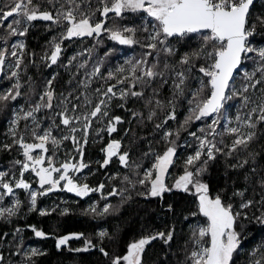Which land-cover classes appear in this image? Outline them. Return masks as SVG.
Returning a JSON list of instances; mask_svg holds the SVG:
<instances>
[{
	"label": "snow or ice",
	"instance_id": "6c2138e0",
	"mask_svg": "<svg viewBox=\"0 0 264 264\" xmlns=\"http://www.w3.org/2000/svg\"><path fill=\"white\" fill-rule=\"evenodd\" d=\"M37 21L53 33L39 54L27 44ZM104 35L119 45L139 46V57L106 68L104 58L114 51L108 48L104 57L92 60ZM87 38L95 41L92 48L64 56L66 42ZM41 64L70 73L61 90L55 71L42 83L28 74ZM0 80L8 82L0 89V112L10 113L8 142H0V151L17 153L0 169V219L11 223L25 208L41 216L55 212L58 206L41 208L37 201L56 191L79 198L99 193L102 207L93 201L84 210L94 217L117 211L133 192L163 202L165 194L180 191L191 195L190 207L178 212L174 203L164 205L188 227L183 258L177 255L175 264H236L247 239L241 221H255L264 230V0L259 9L256 0H0ZM133 121L140 129L150 125V132L140 136ZM125 123L124 136L114 138ZM105 133L96 163L99 169L114 160L120 166L105 171L107 188L103 180L94 186L87 182L99 169L85 160L89 141H102ZM137 141L147 147L134 158ZM258 144L259 151L253 147ZM177 161L179 174L170 184ZM217 161L223 162L225 184L214 189L204 177ZM109 197H119V204ZM69 211L65 207L61 215ZM25 227L38 238L50 235L33 224ZM22 231L17 225L0 233V264H37L45 254L26 248ZM176 231L175 223L149 231L122 253L106 249L104 241L115 242L116 235L103 228L94 237L58 235L55 247L61 250L83 237L82 247L69 250H98L107 264H145L146 246L157 239L169 249L166 255L174 254ZM246 264H264V239L247 253Z\"/></svg>",
	"mask_w": 264,
	"mask_h": 264
},
{
	"label": "trees",
	"instance_id": "16d2710c",
	"mask_svg": "<svg viewBox=\"0 0 264 264\" xmlns=\"http://www.w3.org/2000/svg\"><path fill=\"white\" fill-rule=\"evenodd\" d=\"M261 3L262 0L256 1L257 9L260 8ZM128 19L131 20V17H129ZM34 23L36 24V27H33L27 35V44L29 50H35L39 54L43 46L45 45V41L48 40L53 33L46 31L43 23L39 21ZM260 39L261 38L259 36L256 37L257 41H259ZM94 43L95 41L92 38H87L83 41H74L70 44L66 42L64 56H71L74 52L80 51L84 47L92 48ZM127 47L128 46L119 45L113 41L108 40L107 36L104 35L103 43L97 45L92 53V60H95L97 57H104V52L108 48H113L114 51L110 54L109 57L104 58V61H116L121 54V48ZM137 47L139 46L131 47V49H134L131 51L136 53ZM85 58H88L87 53H85ZM88 66H91V62ZM47 69L48 68L44 67L41 64L37 67H30L28 74L33 76V78L38 83H42V78L48 77L49 73L55 71L58 73V79L54 81V83L57 85V88H62L67 83L70 73L63 67L53 65L52 68L49 69L50 71L46 72ZM7 83L8 82L5 80H0V89H3L5 86H7ZM23 90L27 91V88L25 87V89ZM164 94H168L167 88L164 89ZM23 102H25L24 98H18V103ZM129 107H139V105L130 104ZM117 110L118 109H114L115 114H118ZM178 115L180 119H183V110H178ZM9 118L10 113L0 112V142H8L6 123ZM169 123L172 127L176 126V123L173 121H170ZM199 124L200 122H197L195 127H198ZM131 126L132 128L136 129L137 133L140 136H144L146 132H150L151 130L150 125L145 129L137 128L134 121ZM21 127H23V122H21ZM128 127V123H125L124 128ZM104 135L105 138L108 139L107 134ZM184 135L185 134L182 133V138ZM119 136L121 135L119 134ZM124 139H126V142H128L126 143L127 147L132 140L131 134H129V136H126ZM102 146L103 145L95 146L93 144H89L88 146L89 149L86 155L88 156V160L91 159L92 161V169L94 167H97L99 169V165L96 163V161L101 160L102 158L103 153L100 151ZM146 147V141H137L136 144H133V157L135 158L139 156L140 152L146 150ZM253 147L256 148L257 151H259L261 146L258 144L254 145ZM86 150L87 148L85 149V152ZM184 151L185 150L183 148L180 149L179 154L181 155V153H183ZM184 153L181 155V157L185 156ZM16 155V152L9 153L0 151V169L7 167L9 161L12 160ZM119 167L120 166L115 161L107 169H99L98 171H94L93 174L89 175L90 177L88 181L91 183L95 182L96 185L103 180L105 181L107 188L108 182L105 179V171L110 174L111 172L117 170ZM179 168L180 161H177V166L170 170L172 173L168 179V182L170 184L173 182V178L179 174ZM204 178L214 189L216 187H223L225 184L223 162L217 161V163L209 169V172L205 175ZM113 183H118V180L113 181ZM20 197L25 198V195ZM97 199L100 203V206L102 207L103 201H101L100 199V194L97 195ZM108 199L113 204H119V197H109ZM191 200L192 197L190 194H185L183 192L175 190L170 194H165L163 202L158 199L146 200L143 197L137 196L135 192H133L132 198L130 200H126V202L119 204V208L117 211H114L104 217H94L91 214L85 213L84 210L88 208L87 204H85V201L78 202L76 207H74L73 205L70 208V211L64 215H61L62 209L58 208L55 212H52L45 216H41L39 212H28L25 208L22 210L19 216L12 218L11 223L0 219V233H11V231L17 225H19L23 229L21 235L23 237V244L25 247L27 243H34L39 247V249L46 250L44 255L36 258L37 264H107L106 259L102 256L101 253H99L98 250L91 249L87 252L79 253H75L69 250L70 248L82 247L83 237L70 240L69 245L62 248L61 250H57L55 247V237L70 232H83L86 237H94L96 232L103 228L107 229L109 233L116 235L115 242L109 241L107 239L104 241L106 249L110 253H122L126 249V244L132 239L139 238L140 235L147 234L149 231L166 230L167 227L175 223L177 231L174 241L171 242V253H174L175 255H166L167 253H169V249L159 239L151 242L148 246H146V251L144 254L145 264H162V262L166 260L168 264H175L177 255H179V258H183L182 253L180 252V248L183 245L184 240H186L188 237V227L186 224L181 222V219H174L173 217H171V215L164 210V205L166 203H174L177 211L180 212L190 207ZM38 207H41V203H38ZM249 216L251 217V212L249 213ZM241 223H243L247 227V232L245 233L247 239L243 245V248L240 250L239 255L235 258L236 264H246L247 253L250 252V250L255 245H257L261 241V239H264V230H262L261 226L259 224H256L255 221L247 220L241 221ZM29 224L36 225L37 228L42 229L50 235L45 238L35 237L31 229L25 227ZM11 238V236L8 237V239ZM4 247H6V245ZM5 255H7V252H5Z\"/></svg>",
	"mask_w": 264,
	"mask_h": 264
},
{
	"label": "rangeland",
	"instance_id": "374dc122",
	"mask_svg": "<svg viewBox=\"0 0 264 264\" xmlns=\"http://www.w3.org/2000/svg\"><path fill=\"white\" fill-rule=\"evenodd\" d=\"M131 50H134V49H131V47H127V48H121V54H120V56L118 57V59L116 60V61H113V60H111V61H109V62H105L104 61V66L106 67V68H113L114 66H116V65H118V64H123V62H124V60L125 59H127V58H129V57H133V56H135V57H137V54H138V57H139V55H140V52H141V49H140V47H137L136 48V53L135 52H133V51H131ZM137 57V58H138ZM117 63V64H116ZM47 71H50L49 70V68L46 70V72ZM88 71H91V66H88ZM49 75H50V73H49ZM58 89V91L59 90H61L62 88H57ZM25 102H23V103H20V104H24ZM119 110V109H118ZM230 111H232L233 113L235 112V108H233V109H231ZM10 119V118H9ZM9 119H8V121H7V123H6V127H7V129H8V126H9ZM124 127H125V124H123L122 126H119L118 127V133L121 135V136H124V132H122L123 131V129H124ZM106 134V133H105ZM115 134V136H114V138H119V137H121V136H119V134L117 135L116 133H114ZM113 134V135H114ZM125 138V137H124ZM107 141V138H105V135H104V140H102V141H97L96 143H92L91 142V140L89 141V144L90 145H95V146H101V145H103L105 142ZM124 145H125V147H126V143H128V142H126V139H124ZM89 144H88V146H89ZM88 146L86 147L87 148V150H86V152H85V160L86 161H91V159L90 160H88V156L86 155V153H87V151H88ZM92 147V146H91ZM61 151L63 152V149H61ZM184 152H186V150L184 151ZM183 152V153H184ZM183 153H181V155L183 154ZM187 154V152L186 153H184V155H186ZM180 155V154H179ZM180 155V156H181ZM115 162V161H114ZM90 167H91V165H90ZM1 169H3V168H1ZM93 169H98L97 167H94ZM84 171H88L87 169H85ZM88 172H86L85 174H87ZM89 175H87V180L89 179ZM168 179H169V177H168ZM91 185H95V182L94 183H90ZM20 195V194H19ZM97 195H99V193H91L90 195H89V197H84V198H79V197H76L74 194H72V193H68V192H66V191H56V192H53V193H50V194H48L47 196H43V197H39L38 198V200L39 201H37V204L38 203H41V208H50V207H54V206H58L57 208L58 209H63V208H65V207H67V208H71L73 205H74V207H76V205L78 204V202H80V201H82V202H86L85 204H87V207L89 206V204H91L93 201H97L98 202V199H97ZM21 198V197H20ZM22 200L24 199V198H21ZM44 200H47L48 201V203L47 204H44V205H42V202L44 201ZM27 247H37V248H39L36 244H34V243H27L26 244V248ZM64 247H66V246H64ZM64 247H62V248H64ZM43 250H45V249H43Z\"/></svg>",
	"mask_w": 264,
	"mask_h": 264
},
{
	"label": "flooded vegetation",
	"instance_id": "af4514ba",
	"mask_svg": "<svg viewBox=\"0 0 264 264\" xmlns=\"http://www.w3.org/2000/svg\"><path fill=\"white\" fill-rule=\"evenodd\" d=\"M117 112H118V114H120V115H124V113L119 109V110H117ZM113 136H115V134L113 135ZM115 161V160H114ZM85 173L86 172H88V171H84ZM26 176H27V174H26ZM28 178H30V177H28ZM87 182L88 183H91V182H89L88 180H87ZM19 194H20V196H24L25 194H24V192L21 190L20 192H19ZM48 202V201H47ZM46 202V200H44L43 202H42V205H44V204H46L47 203Z\"/></svg>",
	"mask_w": 264,
	"mask_h": 264
},
{
	"label": "water",
	"instance_id": "95a60500",
	"mask_svg": "<svg viewBox=\"0 0 264 264\" xmlns=\"http://www.w3.org/2000/svg\"><path fill=\"white\" fill-rule=\"evenodd\" d=\"M257 1V0H256Z\"/></svg>",
	"mask_w": 264,
	"mask_h": 264
}]
</instances>
